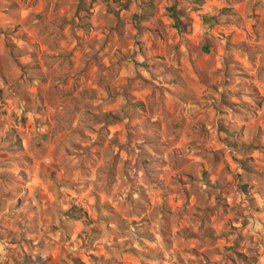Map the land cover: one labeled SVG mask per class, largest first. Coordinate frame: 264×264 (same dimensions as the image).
Instances as JSON below:
<instances>
[{
	"label": "rangeland",
	"instance_id": "rangeland-1",
	"mask_svg": "<svg viewBox=\"0 0 264 264\" xmlns=\"http://www.w3.org/2000/svg\"><path fill=\"white\" fill-rule=\"evenodd\" d=\"M262 259L264 0H0V264Z\"/></svg>",
	"mask_w": 264,
	"mask_h": 264
},
{
	"label": "trees",
	"instance_id": "trees-1",
	"mask_svg": "<svg viewBox=\"0 0 264 264\" xmlns=\"http://www.w3.org/2000/svg\"><path fill=\"white\" fill-rule=\"evenodd\" d=\"M173 17H175V16H173ZM175 19H177L178 20V18L177 17H175ZM180 24V21H178V24H177V27H178V25Z\"/></svg>",
	"mask_w": 264,
	"mask_h": 264
},
{
	"label": "clouds",
	"instance_id": "clouds-1",
	"mask_svg": "<svg viewBox=\"0 0 264 264\" xmlns=\"http://www.w3.org/2000/svg\"><path fill=\"white\" fill-rule=\"evenodd\" d=\"M261 264H264V259H262Z\"/></svg>",
	"mask_w": 264,
	"mask_h": 264
}]
</instances>
